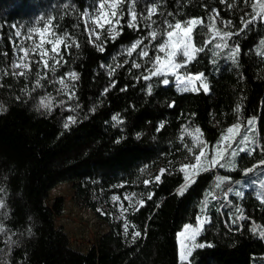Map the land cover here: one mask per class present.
<instances>
[{"label":"trees","instance_id":"trees-1","mask_svg":"<svg viewBox=\"0 0 264 264\" xmlns=\"http://www.w3.org/2000/svg\"><path fill=\"white\" fill-rule=\"evenodd\" d=\"M95 1L0 0V199L6 205V210H0V223L8 232L6 236L0 234V264H181L178 233L203 214L209 221L197 242L206 246L195 250L185 264L262 262L264 238L259 232L264 230V201L248 189L241 199L230 204L223 197L238 182L264 170L258 167L254 173L243 175L244 169L264 159V46L260 44L264 40V23L249 25L244 32L229 38V47L238 45L240 49L235 61L228 57L227 49L213 55L217 42L214 39L188 65L189 72L205 73L209 92H181L172 83L163 86L158 77L138 80L142 73L147 74L145 69L150 65L135 53L131 58L123 54L131 43L147 34L142 21L137 31L127 26L129 17L125 16L122 32L115 40L104 31L99 40L90 42L83 15ZM254 2L156 0L158 14L153 19L157 25L153 27L163 30L164 19L174 23L201 18L208 24L212 10L216 9V27L235 33L241 27V16L250 18ZM148 4L149 0H139L135 6L137 13L146 12ZM49 19L57 35L70 37L65 44L74 42L67 51L65 44H61L63 59L55 73L56 78L69 71L79 75L72 89L76 97L71 101L72 110H68V103L60 106V101L67 97L57 92L60 85L50 83L51 71L46 79H41L43 87L33 90L35 64L31 65L27 79L13 77L9 67L15 59L17 28L26 30ZM226 20H231L233 26L225 28L222 21ZM207 38L197 28V45ZM161 39L158 36L153 48ZM97 44L105 50L99 51ZM150 55L154 56V52ZM132 61L142 67L132 68ZM51 63L49 60V66ZM115 64L123 67L116 68L109 77L106 66ZM2 70L8 74L4 75ZM113 81L115 86L108 87ZM147 84L152 85L151 94ZM106 87L107 93L102 94ZM43 97L52 103L51 111L40 108ZM70 115L75 117V123L67 121ZM113 115L123 123L117 125L111 119ZM252 116L256 118L257 150L240 154L235 169L222 170L217 166L198 173L184 193L179 194L185 180L178 162L192 153L189 147L195 149L184 129L194 132L199 128L211 155L213 146L230 125L246 124ZM65 122L69 123L68 128L64 127ZM161 124L164 127L158 130ZM161 167L166 171L157 182L154 178ZM220 173L232 179L216 188ZM145 180L150 181L147 186ZM66 182H73L77 198L109 225V231L86 253L74 249L64 228L55 225V215L64 212V199L57 197L52 205L47 202L50 191ZM209 192L217 199L209 196L208 208L201 213ZM150 193L152 198L148 199ZM131 194L140 195L143 206L128 204L119 217L102 216L104 206L114 209L113 196L125 200ZM125 220L129 222L127 234L123 230ZM134 230L141 232L135 240ZM9 238L11 244L7 243Z\"/></svg>","mask_w":264,"mask_h":264},{"label":"snow or ice","instance_id":"snow-or-ice-1","mask_svg":"<svg viewBox=\"0 0 264 264\" xmlns=\"http://www.w3.org/2000/svg\"><path fill=\"white\" fill-rule=\"evenodd\" d=\"M139 0H97L94 9L91 14L85 12L84 16H87L88 21L94 25V27L89 30L87 27L88 21H85V32L89 36L90 42L94 38L99 40V32L97 29L103 30L105 26L108 27L109 35L113 40H115L116 36H118L122 32V25H120V21L123 17V12L121 8L125 3L128 4V22L127 26L131 29L139 31L140 22L142 21L144 27L148 30L147 34L140 37L131 43L130 47L124 50L123 54H126L129 58L133 56V53L136 54L137 57L140 58L145 64L150 65L145 69L147 74H141L137 79H143L144 81H149L152 77L161 78L160 82L163 86H169L172 83L175 87H177L181 92H193L197 93L201 89L205 94L209 92V84L206 80L205 73L196 72L192 73L188 71V65L192 64L197 60V57L200 53H204L210 44L213 43V40H217L214 45L215 51L213 55L219 54V50L227 49V55L233 61L236 60L240 49L239 46L229 47L228 40L234 35H239L241 32H244L249 28V25H255L257 22L264 23V0H255L254 3L251 4L252 13L250 14V18L245 19V16H241L240 25L241 27L235 33L232 31H222L221 29L216 27V16L218 15V10L213 9L212 15L209 17V23L204 24V21L201 18H189L184 21L176 20L174 23L170 22L168 19L163 20V30L159 27H153L157 25V21L153 19L155 15L158 14V6L156 0H149V4L146 5V12L137 13L136 4ZM221 3H226L227 0H220ZM247 2V0H245ZM229 8L233 7V4H228ZM159 15H164L162 12ZM169 16H172V13H168ZM249 15V14H245ZM52 20L49 19L47 24L43 28H35L31 29L25 39L31 41L32 33L39 34L40 39L36 42H31L28 46H25L21 42H17L14 45L16 49L14 55L15 59L9 66L11 69V74L13 77H24L25 79L31 74V65L35 64L37 66L36 71V80L33 87L35 90L36 87H43L41 84V79H46L48 71H51L53 75V80L50 83L58 84L61 87L57 89V92L65 95L67 97L66 101H60V106H63L65 103L70 105L68 110L71 109V101L76 99L75 93L72 90L75 85L74 82L79 79V75L75 71H69L62 74L59 78L55 77V73L57 71V65L61 64L63 56L60 52L59 46L61 44H65L66 39H70L67 34L56 35L53 34L54 38L47 41V43L51 44L50 52L52 55H49V49L45 48V41L43 39L44 34L48 32L49 26H51ZM222 24L225 28L233 26V22L231 20L222 21ZM120 27V31H117V27ZM197 28H200V32L207 36L199 46L196 43V34ZM207 30V31H205ZM17 37H20V33H15ZM158 36L162 37L160 43L155 44L153 48V44L157 40ZM147 40L148 43L145 44L144 41ZM74 42H70L65 44V51L73 46ZM261 46H264V40L260 41ZM143 45V47H141ZM78 47V45H76ZM96 47L99 51L103 52L105 49L102 44H97ZM139 49V51H137ZM150 52H154V56L150 55ZM163 54V55H161ZM264 55V52L261 53ZM30 57H35V59H31ZM49 60L52 61L51 66H49ZM215 63V60L212 61ZM128 62L125 61V64ZM101 67H105V65H101ZM118 67H123V65L115 64L106 66V71L109 77H111L115 69ZM131 67L135 69H140L142 64L136 61H132ZM41 68L44 70V75L41 76ZM19 69V71H17ZM184 69L183 72L180 70ZM4 75H7V70H2ZM169 77H172L170 81ZM115 82L108 87H114ZM108 87L103 90L102 94H106L108 91ZM147 92L151 94L152 85H146ZM126 90V89H124ZM27 91V89H25ZM19 99V97H17ZM48 97H43L40 100V108L51 111L52 103L47 102ZM172 106V105H170ZM0 110H3V106L0 105ZM237 112L240 111V108L237 107ZM90 111H95V109H91ZM113 121L116 122L117 125L122 124L123 120L119 119L117 115H113L111 117ZM67 121L71 123H75L74 116H68ZM65 122L64 127L68 128L69 123ZM247 128L244 134L237 140V136H240L241 133V123L237 122L232 126L226 129V133L222 134L217 141V143L213 146L214 154L211 159H208V145L201 139V130L196 128L194 132H189L187 128L184 129V132L191 138L192 146L195 148H199V153L195 155V163L194 164H186L181 166L179 171L184 174L185 184L178 189L179 194H183L184 190L188 187L190 183L194 181V177L200 172L210 171L212 168L219 167L225 168L227 162H222L225 160V156L230 155L232 158H235L238 154H253L257 149L254 143V137H250L248 133L253 130L255 126V120L249 119L247 121ZM164 125L161 124L158 126V130L163 128ZM183 140V136L181 137ZM235 145V146H234ZM187 147V146H186ZM188 151L192 152V147L188 148ZM235 166L233 165V168ZM258 167H264V159H260L257 165H253L252 167H248L244 169L243 175L248 176L256 171ZM164 170H161V174ZM155 181L160 180V175H157ZM231 177L228 176H217L216 177V188H220L222 184L225 182L231 181ZM145 186H147L150 181H144ZM231 189H228L224 193V201L228 204L231 203V200L228 196V192H231ZM0 192H3V189H0ZM236 197H241L244 195L241 191H236L234 193ZM211 197L212 200L217 199V196L209 192L204 201L203 206L201 208V213H204L208 208L209 199ZM151 193L148 196V199H151ZM113 201H119L118 196H113ZM139 204L143 206L144 201L140 200ZM121 214L123 215L124 209L123 204H120ZM0 210H6L5 201L0 199ZM239 211V210H238ZM239 219H245L244 216H239ZM197 226H193V224H185L183 226V230L178 233L179 236V260L181 264H185V262H189L190 258L193 256V253L197 249H203L206 244L203 242H197L198 237L201 235L204 230L205 223L208 222L207 218H202L201 216L196 217ZM132 228L135 229V225H132ZM123 230L125 234L128 233L129 230V222L127 220L123 223ZM252 231L255 233L257 231L256 226L254 225ZM0 234L8 235L7 230L4 225L0 223ZM141 236V232L134 230L132 239L135 240L137 237ZM259 236L264 238V230L259 232ZM8 244L12 243V240L9 238L7 241Z\"/></svg>","mask_w":264,"mask_h":264},{"label":"rangeland","instance_id":"rangeland-1","mask_svg":"<svg viewBox=\"0 0 264 264\" xmlns=\"http://www.w3.org/2000/svg\"><path fill=\"white\" fill-rule=\"evenodd\" d=\"M96 2L97 1L92 2V5L89 6L85 12L91 14L93 9H94ZM121 11L124 14L123 17L128 16V14H127L128 13V4L127 3H125L123 5V7L121 8ZM123 17H122V19H123ZM216 18H217V16H216ZM83 19H84V22L88 21L87 16L83 15ZM122 19L120 21V25H122V23H123ZM47 21L48 20H43L40 23L36 22V23L30 25L29 28H27L26 30H22L21 28H17L16 33L19 32L21 35H20V37H17L15 35L14 45L17 42H21L25 46H28L31 42L38 41L40 39V37H39V34H37V33H32L31 41L25 39V37L27 36V33L31 29L45 27L47 24ZM87 27L89 30H91L94 27V25L91 23V21H88ZM104 31L109 35L107 25L105 26V28L103 30L97 29V32H99V36ZM117 31H120L119 26L117 27ZM53 34H56V32L53 30V27L51 24V26H49L48 32H46L44 34V37H43L44 41L46 42L44 46L46 49H49V53H50V49H51V44L47 43V41L54 38ZM109 37H111V36L109 35ZM92 41L96 42V39L93 38ZM144 43L147 44L148 41L145 40ZM60 46H59V48H60ZM141 47H143V45H141ZM15 51H16V49H15ZM161 55H163V54H161ZM30 58L32 59L33 57H30ZM17 71H19V69H17ZM180 71L183 72L182 69ZM169 79L171 81L172 77H169ZM249 119L255 120V126H254L253 130L248 133V135L250 137H254V140H255V135H256V130H257L256 118L254 116H252ZM232 125H230V126H232ZM247 127H248L247 122H246V124H241V133H240V136H237V138H236L237 140H239L240 137L244 134ZM201 139L205 142L202 135H201ZM198 153H199V148H195L188 157L181 159L178 162V169H180L181 166L186 165V164H194L195 163V155H197ZM213 154H214V151L212 152L211 155H210V152L208 151V159H211ZM239 155L240 154H238L235 158H232L230 155L226 154L225 160L222 161V162H227L226 167L221 168V169L222 170H230V169L237 168V166H238L237 158L239 157ZM233 165L235 166L234 168H233ZM162 169L164 170V172L166 171L165 167H161L158 170L156 176L161 175ZM220 176H228V175H226L224 173H220ZM228 177H230V176H228ZM246 189L254 192L258 198H260L262 201H264V170L261 173L250 176V178L246 181L242 180V181L238 182L234 187H232L231 193H228V195H230V200L235 201V200L241 199L243 195L241 197H236L234 195V193L236 191H241L242 193H244V191ZM231 194H232V196H231ZM57 197H62L64 199V212L62 215H55V225L57 227L62 226L64 228V231L67 233V235L69 237L70 245L74 249L86 253L88 250H90L93 246L96 245L97 240L100 236H102L104 233L109 231V225H108L106 219L96 215L95 212H93L90 208L86 207L77 198V196L75 194V190L73 188V182L61 183V184L57 185L55 188H53L49 193V198L47 199V202L50 205H52L53 201ZM140 200H142V199H141V196L138 194L127 195L125 197V200L119 199V201H113V203H114V209L113 210H110L109 207L104 206L101 210L102 216L108 215V216H113V217H119V216H121V209H120L121 203L123 204L124 209H125L128 204L130 206L138 205ZM124 212L125 211H123V213ZM200 216L202 218L206 217L207 220L209 221L208 216H206L204 214L200 215ZM187 224H189V223H187ZM193 226L194 227L197 226V222L194 223ZM182 230H183V228H182ZM178 242H179V236H178ZM260 261L263 262L264 259H261ZM262 262H257L255 264H263Z\"/></svg>","mask_w":264,"mask_h":264}]
</instances>
